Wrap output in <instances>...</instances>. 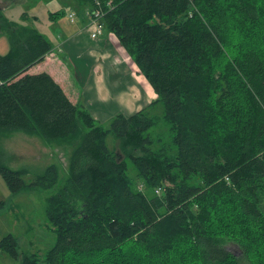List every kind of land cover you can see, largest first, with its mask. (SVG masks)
Here are the masks:
<instances>
[{
	"label": "trees",
	"instance_id": "16d2710c",
	"mask_svg": "<svg viewBox=\"0 0 264 264\" xmlns=\"http://www.w3.org/2000/svg\"><path fill=\"white\" fill-rule=\"evenodd\" d=\"M67 1L87 27L103 11L156 96L103 126L48 72L27 71L54 44L0 8V136L69 148L63 186L46 198L54 244L24 252L9 232L0 252L18 264H239L231 242L264 264V0ZM3 155L0 145L10 193L60 183L55 164L27 181Z\"/></svg>",
	"mask_w": 264,
	"mask_h": 264
},
{
	"label": "rangeland",
	"instance_id": "374dc122",
	"mask_svg": "<svg viewBox=\"0 0 264 264\" xmlns=\"http://www.w3.org/2000/svg\"><path fill=\"white\" fill-rule=\"evenodd\" d=\"M6 5L14 7L6 14L8 20L34 25L52 43L56 40L53 39L52 32L54 29H57V25L66 28L64 20L66 19L70 22L68 18L70 11L68 10L73 9L67 0H0V8H4ZM50 12H57V14L51 18L49 16ZM0 37V51L4 53L8 49V43L4 35ZM128 56L130 55L128 54ZM150 111L161 116L162 105L151 108ZM110 118L101 122L103 126L108 127L110 125ZM158 124V129L165 132V123L160 122ZM112 138H114L112 135L106 138L110 149L114 145V139ZM0 145L4 151V162L12 168H25L27 171V176L25 177L27 181L34 175L41 173L50 164H55L58 167L60 183L51 189L37 188L31 191L10 193L4 179L0 175V200L4 201V205L0 207V238L2 235L11 232L17 236L19 250L36 252L40 255L50 248L56 240L55 231L48 221L45 211L46 198L51 193L57 192L59 185L63 186V179L66 175V166L68 164L69 148L54 143L46 144L37 135L19 131L0 136ZM131 171L132 168L130 167L128 172L130 173ZM24 223H28L26 225L28 226L26 233L22 228ZM226 247L229 251L239 256V264H248L242 256L241 250L233 243L228 242ZM18 262V260L13 259L9 255L0 252V264H18Z\"/></svg>",
	"mask_w": 264,
	"mask_h": 264
},
{
	"label": "crops",
	"instance_id": "0c3cea01",
	"mask_svg": "<svg viewBox=\"0 0 264 264\" xmlns=\"http://www.w3.org/2000/svg\"><path fill=\"white\" fill-rule=\"evenodd\" d=\"M13 8L6 5L2 11ZM85 19L86 13L73 22L65 19L66 28H53L52 37L56 40L52 50L27 71L48 72L70 101L83 104L100 122L117 113L129 115L140 110L155 98L152 86L115 34L103 30L93 38L89 34L92 26L83 25ZM23 225L26 233L28 223Z\"/></svg>",
	"mask_w": 264,
	"mask_h": 264
},
{
	"label": "built area",
	"instance_id": "2783aa9c",
	"mask_svg": "<svg viewBox=\"0 0 264 264\" xmlns=\"http://www.w3.org/2000/svg\"><path fill=\"white\" fill-rule=\"evenodd\" d=\"M102 13L103 11L99 7H96L93 12H90L91 18H94V19L92 21V24H91L92 29L89 34L94 38H96L97 36L101 34V32H103V26L97 20ZM68 18L70 21L73 22V20H75L76 18V14L73 11H70L68 13Z\"/></svg>",
	"mask_w": 264,
	"mask_h": 264
}]
</instances>
